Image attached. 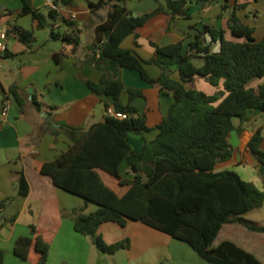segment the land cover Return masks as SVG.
I'll list each match as a JSON object with an SVG mask.
<instances>
[{"label": "trees", "instance_id": "obj_1", "mask_svg": "<svg viewBox=\"0 0 264 264\" xmlns=\"http://www.w3.org/2000/svg\"><path fill=\"white\" fill-rule=\"evenodd\" d=\"M21 1L19 16L30 15L39 28L61 21L69 31L60 33L50 25L51 39L61 40L72 48L78 46L79 30L73 21L61 18L57 10L49 9L44 14L33 8L28 0ZM70 1L61 0L63 4ZM154 1L156 8L142 16H133L125 6L126 0H99L91 4L92 9L107 6L109 11L94 29L95 42L89 47L91 53L87 57L89 64L103 71V77L98 83L87 82V86L92 93L109 98L114 110L125 114L126 118L105 116L103 122L92 124L86 131L62 126L60 129L70 141L68 148L53 161L42 164L39 171L49 176L55 187L96 206L89 213L74 210L61 215L70 217L75 232L88 237L103 254L112 255L128 249L129 241L105 243L98 233L101 224L114 222L124 227L129 222H139L186 243L199 258L210 264H264L230 240L215 244L223 226L229 224L264 235V226L245 218L263 206L264 187L258 189L234 171H214L217 163L232 157L228 135L234 129L233 119H241L250 109L264 114V36L258 42L254 40L253 29L244 25L235 13L244 5H237L228 14L229 30L236 40H227L223 31L205 27L203 32L194 35L187 50L182 42L153 45V57L144 61L132 51L121 48L127 36L157 14L164 13L172 21L176 16L186 15L191 4L205 6L214 0ZM53 3L57 5V0ZM11 32L25 44L34 39L32 31L18 26H13ZM215 42H219V49L211 51ZM3 57H6V50ZM53 57L59 62L60 56ZM196 59L202 60L201 66L195 65ZM145 64L159 67L160 75L150 77ZM119 68L136 71L142 81L169 93L173 99L167 115L156 126L157 136L145 143L138 154L126 137L129 133L148 132L150 128L145 115L131 105V101L140 96L139 90H128L129 102L121 103L122 85L112 78L113 71ZM172 70L178 72L180 80L171 77ZM197 76L213 86L223 79L227 94L224 96L223 91H218L206 95L186 89L185 84L192 83ZM254 78L263 79V82L257 88L247 87ZM10 92L22 109L23 101L15 88ZM3 102L4 99H0V107ZM33 102L36 111L41 112L40 104L35 99ZM109 105L104 103L105 108ZM262 141L258 129L247 144L248 151L257 160L260 178L264 177ZM122 162L131 171L132 179L120 176ZM98 171L116 179L114 187H108ZM27 194L28 185L21 176L17 195L26 197ZM8 201H1L0 208ZM36 235L35 227L31 226L29 236L15 241L13 254L21 261H29L34 252L36 261L32 264H47L48 244ZM3 258L0 250V264Z\"/></svg>", "mask_w": 264, "mask_h": 264}, {"label": "crops", "instance_id": "obj_2", "mask_svg": "<svg viewBox=\"0 0 264 264\" xmlns=\"http://www.w3.org/2000/svg\"><path fill=\"white\" fill-rule=\"evenodd\" d=\"M28 1L44 14L52 9L49 0ZM98 1L71 0L63 4L57 0L55 6L60 17L73 21L79 30V44L72 48L61 40L51 39V27L60 33L69 31L61 21L54 24L49 22V26L39 28L30 15H18L22 7L21 0H0V32L18 26L32 31L34 35L29 44L9 36L5 41L6 57H3L4 53L0 55V99H4L0 113L6 109L5 116L0 115V202L10 200L0 208L3 264H32L36 261L34 252L29 261H21L13 254L15 241L19 237L29 236L31 226L35 227L36 236L48 244L47 264H95L93 260L98 258L97 249L90 239L75 232L70 217L61 215L74 210L89 213L96 206L55 187L52 179L39 171L42 164L53 161L68 148L70 141L60 129L62 126L86 131L92 124L103 122L108 108L104 107L105 102L113 108L109 98L92 93L87 86V82L98 83L103 77L102 70L87 62L91 53L89 47L95 42L94 29L109 11L107 6L92 9L91 4ZM237 5H244L236 9L237 17L253 29L254 40L260 41L264 36V0H214L205 6L191 4L186 15L176 16L172 21L164 13L153 16L127 36L121 48L147 61L153 57V45L182 42L184 50H187L194 35L203 32L205 27L223 31L227 40H236L229 30L228 14ZM125 6L133 16H142L153 11L157 5L154 0H126ZM224 6L228 9L224 10ZM218 49L219 42L212 43L211 51ZM54 55L60 56L59 62L54 60ZM144 67L150 77L156 78L161 73V69L154 64H145ZM171 77L180 80L175 70H172ZM112 78L122 85V104L129 102L127 91L130 89L139 90L140 96L145 99L144 115L150 131L129 133L126 137L133 151L138 154L145 143L157 136L156 126L167 115L173 99L169 93L146 84L134 70L119 68ZM262 82L263 79L254 78L247 87L257 88ZM12 87L23 101L22 109L10 92ZM185 88L206 95L218 91H223L224 96L227 94L223 79L213 86L197 76L192 83L185 84ZM34 99L40 104L41 112L36 111ZM42 114L51 116V120L47 121ZM54 123L57 128L53 126ZM233 126L234 129L228 135L232 157L217 163L214 171H234L243 181L252 182L262 190L264 177H259L257 160L248 151L247 144L259 129L263 136L260 148L264 151V114L253 109L247 110L241 119H233ZM98 173L108 187L112 188L117 183L106 173ZM119 174L125 180L133 176L125 162L120 164ZM21 176L28 185L26 197L17 195ZM12 217H15L13 222L10 221ZM98 233L107 244L129 241L128 249L100 259H104L106 264H210L199 258L186 243L139 222H129L124 227L105 222L100 225ZM222 233L224 236L218 241ZM263 237L262 234L246 232L237 224H229L223 226L215 244L230 240L253 253L257 249V241L264 247Z\"/></svg>", "mask_w": 264, "mask_h": 264}, {"label": "rangeland", "instance_id": "obj_3", "mask_svg": "<svg viewBox=\"0 0 264 264\" xmlns=\"http://www.w3.org/2000/svg\"><path fill=\"white\" fill-rule=\"evenodd\" d=\"M213 51V50H212ZM194 63H195V65L197 66V67H199V66H201L202 65V60L201 59H196L195 61H194ZM245 218H246V220H248L249 222H252V223H256V224H259V225H262V226H264V203H263V206L261 207V208H259V209H257V210H255V211H252L251 213H249V214H247L246 216H245ZM243 230H245L244 228H243ZM247 232V231H246ZM224 235H223V233L219 236V238H218V241L223 237ZM263 240H264V237H263ZM253 242H254V244H255V241L253 240ZM258 243V246H257V249H253V250H251V249H249L250 251H253V253L255 254V256L259 259V260H261L263 263H264V247H262V246H260V243H259V241H257ZM237 243H239L240 244V242H237ZM243 246V245H242ZM245 247V246H244ZM246 248V247H245ZM97 252V254H99L98 255V258H96V259H94L93 260V262L95 263V264H106L105 263V261H104V259L103 260H101L100 261V259H102V258H106V254H103V253H101V252H99L98 250L96 251ZM102 256V257H101ZM101 257V258H100Z\"/></svg>", "mask_w": 264, "mask_h": 264}, {"label": "built area", "instance_id": "obj_4", "mask_svg": "<svg viewBox=\"0 0 264 264\" xmlns=\"http://www.w3.org/2000/svg\"><path fill=\"white\" fill-rule=\"evenodd\" d=\"M48 3L53 10L57 9V7L53 4V0H49ZM9 36L15 37V34L11 32V29H8V30L6 29V30H3L2 32H0V55H2L4 53V51L6 50L5 41ZM0 68H1V63H0ZM5 114H6V109L4 108L1 111L0 115L5 116ZM105 115L108 117H113V118L119 119V120H123L126 118L125 114L114 110L112 107H108L105 110Z\"/></svg>", "mask_w": 264, "mask_h": 264}, {"label": "water", "instance_id": "obj_5", "mask_svg": "<svg viewBox=\"0 0 264 264\" xmlns=\"http://www.w3.org/2000/svg\"><path fill=\"white\" fill-rule=\"evenodd\" d=\"M117 74V70L113 71L112 76L115 77ZM145 99L141 96H137L135 97L132 101H131V105L135 106L139 112V114H144V107H145ZM42 116L47 120L50 121L51 120V116H46L45 114H42ZM53 126L55 128H57V124H53Z\"/></svg>", "mask_w": 264, "mask_h": 264}]
</instances>
